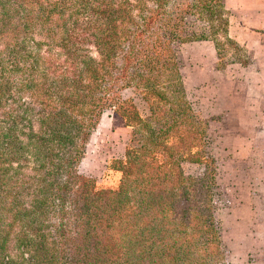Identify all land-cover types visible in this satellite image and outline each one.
<instances>
[{"label":"trees","instance_id":"obj_1","mask_svg":"<svg viewBox=\"0 0 264 264\" xmlns=\"http://www.w3.org/2000/svg\"><path fill=\"white\" fill-rule=\"evenodd\" d=\"M227 16L224 0H0V35L9 39L0 43V155L19 152L23 115V191L0 193V264H212L221 256L213 181L180 166L206 154L176 49L209 41L218 52L219 38L231 42ZM18 51L23 63L3 69ZM127 90L144 102L146 119L122 97ZM106 110L131 133L122 158L107 165L114 181L99 185L77 166Z\"/></svg>","mask_w":264,"mask_h":264},{"label":"rangeland","instance_id":"obj_2","mask_svg":"<svg viewBox=\"0 0 264 264\" xmlns=\"http://www.w3.org/2000/svg\"><path fill=\"white\" fill-rule=\"evenodd\" d=\"M237 4L231 5L237 12L225 9L231 42L219 38L218 52L209 41L185 43L176 49L184 98L205 128L206 154L201 163L182 162L180 166L186 177L208 175L213 181L212 207L221 256L212 264H264V32L233 36V29L238 31L248 22L243 12L250 7L244 0ZM197 26L200 24L195 23L194 30ZM0 43H9L7 35H0ZM18 55L4 58L3 69H9V62L23 63L20 51ZM12 70L13 80H20L21 68ZM19 88L16 105L23 103ZM122 97L133 101L142 119L148 117L137 94L127 90ZM15 129L20 133L15 134L21 141L19 152L12 157L0 155V193L7 195L23 191V115L16 118ZM130 133L111 111H104L89 137L77 174L99 185L112 184L115 174L106 168L113 159L103 165L102 158L122 152ZM7 255L14 252L9 250Z\"/></svg>","mask_w":264,"mask_h":264},{"label":"crops","instance_id":"obj_3","mask_svg":"<svg viewBox=\"0 0 264 264\" xmlns=\"http://www.w3.org/2000/svg\"><path fill=\"white\" fill-rule=\"evenodd\" d=\"M247 4L250 5V7H244V15L246 21V25L242 26L240 25V29L237 31V29H233V36H239V35H249L251 33H261L264 32V0H244ZM238 0H224V7L226 10H232L236 11L239 9H232L231 5L238 6ZM126 143V139L124 142V145ZM123 150L124 146L122 148V152L117 154V156H110V154L107 155V157L102 158V164H106V160L110 159H120L123 156ZM85 155H88V152H85ZM109 156V157H108ZM103 167V166H102Z\"/></svg>","mask_w":264,"mask_h":264}]
</instances>
